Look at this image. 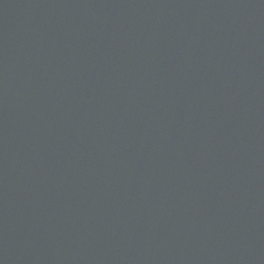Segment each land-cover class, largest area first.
Returning a JSON list of instances; mask_svg holds the SVG:
<instances>
[{
  "label": "water",
  "instance_id": "water-1",
  "mask_svg": "<svg viewBox=\"0 0 264 264\" xmlns=\"http://www.w3.org/2000/svg\"><path fill=\"white\" fill-rule=\"evenodd\" d=\"M0 264H264V0H0Z\"/></svg>",
  "mask_w": 264,
  "mask_h": 264
}]
</instances>
